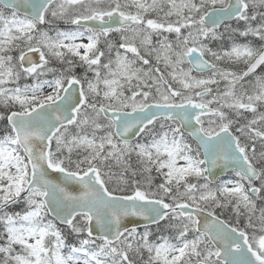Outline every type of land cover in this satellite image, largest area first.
<instances>
[{
	"label": "snow or ice",
	"instance_id": "obj_1",
	"mask_svg": "<svg viewBox=\"0 0 264 264\" xmlns=\"http://www.w3.org/2000/svg\"><path fill=\"white\" fill-rule=\"evenodd\" d=\"M0 264H264V0H0Z\"/></svg>",
	"mask_w": 264,
	"mask_h": 264
}]
</instances>
